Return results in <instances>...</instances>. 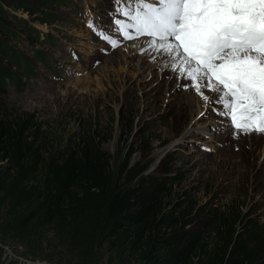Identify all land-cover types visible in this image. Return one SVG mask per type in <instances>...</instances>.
<instances>
[{
  "label": "rangeland",
  "instance_id": "rangeland-1",
  "mask_svg": "<svg viewBox=\"0 0 264 264\" xmlns=\"http://www.w3.org/2000/svg\"><path fill=\"white\" fill-rule=\"evenodd\" d=\"M28 3L31 12L5 8L19 32L14 30L4 43L17 59L1 61V119L32 116L30 131L44 157L88 144L113 168L121 153H130V167L148 165L143 176L165 189L164 213L189 214L185 229L202 235L206 249L216 243L222 218L235 215L236 221L240 215L242 224L264 231V135L234 138L233 129L194 90L178 86L181 80L164 70L165 64L147 69L156 62L144 61L145 52L125 59L122 49L128 40L112 31L109 15L114 0ZM44 19L50 22L40 23ZM90 22L120 44H106L88 27ZM33 29L40 34L35 36ZM213 126L212 137L196 131ZM239 227L232 224L233 232ZM3 248L5 262L49 264L32 261L18 245Z\"/></svg>",
  "mask_w": 264,
  "mask_h": 264
},
{
  "label": "trees",
  "instance_id": "trees-1",
  "mask_svg": "<svg viewBox=\"0 0 264 264\" xmlns=\"http://www.w3.org/2000/svg\"><path fill=\"white\" fill-rule=\"evenodd\" d=\"M28 1L0 0V77L2 58L17 59L6 38L19 32L5 8L31 12ZM31 119L0 118V264H16L2 259L7 244L49 264H264L261 228L240 215L222 218L206 249L202 235L185 229L189 214L164 213L165 189L143 176L148 165L130 167L125 152L111 168L88 144L44 157Z\"/></svg>",
  "mask_w": 264,
  "mask_h": 264
},
{
  "label": "snow or ice",
  "instance_id": "snow-or-ice-1",
  "mask_svg": "<svg viewBox=\"0 0 264 264\" xmlns=\"http://www.w3.org/2000/svg\"><path fill=\"white\" fill-rule=\"evenodd\" d=\"M118 37H148L144 52L191 88L239 135H264V0H114ZM89 28L115 48L111 32ZM155 58V57H153ZM211 92L209 96L206 93ZM203 114V113H202Z\"/></svg>",
  "mask_w": 264,
  "mask_h": 264
},
{
  "label": "bare ground",
  "instance_id": "bare-ground-1",
  "mask_svg": "<svg viewBox=\"0 0 264 264\" xmlns=\"http://www.w3.org/2000/svg\"><path fill=\"white\" fill-rule=\"evenodd\" d=\"M148 37H139V38H134L132 40H128L127 42L124 43L123 45V51H127V53L124 55V58L129 60L130 58L132 59L136 54L138 53H141L142 52V49L145 47V44H146V41H147ZM146 55L144 57H142V59L145 61V59H152L153 58L155 60V64H152V65H147L146 68L149 69V70H153L155 69L159 64H165L164 65V70H167V67H166V64H167V57H162V56H159L155 53H148V52H145ZM126 60V61H127ZM151 77L153 76V73L151 72V74H149ZM174 76H176V74H172ZM171 77V76H170ZM181 80V84H184L186 83V81ZM207 95L211 96L212 94H210L209 92L206 93ZM202 101H199V107L201 108V112H202ZM198 103V102H197ZM205 114V113H203ZM208 128V129H207ZM207 128H203V129H200V130H196V131H199V133L203 134V135H206L208 137H212L213 133H214V126L213 127H207ZM222 127L219 126V129H221ZM213 132V133H212ZM187 135H189V132H187L185 134V136L183 137V139H185L187 137ZM252 150H253V147H252Z\"/></svg>",
  "mask_w": 264,
  "mask_h": 264
}]
</instances>
